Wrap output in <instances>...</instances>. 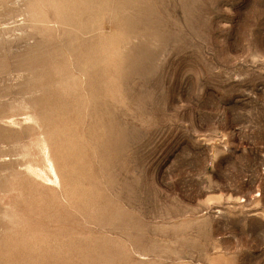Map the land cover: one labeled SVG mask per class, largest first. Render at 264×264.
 Returning <instances> with one entry per match:
<instances>
[{
	"label": "rangeland",
	"instance_id": "374dc122",
	"mask_svg": "<svg viewBox=\"0 0 264 264\" xmlns=\"http://www.w3.org/2000/svg\"><path fill=\"white\" fill-rule=\"evenodd\" d=\"M0 264H264V0H0Z\"/></svg>",
	"mask_w": 264,
	"mask_h": 264
}]
</instances>
